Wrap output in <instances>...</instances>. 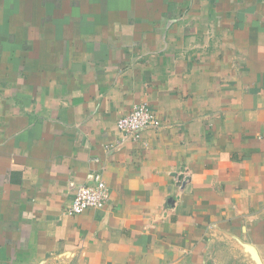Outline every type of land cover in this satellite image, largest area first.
Here are the masks:
<instances>
[{"label":"crops","instance_id":"crops-1","mask_svg":"<svg viewBox=\"0 0 264 264\" xmlns=\"http://www.w3.org/2000/svg\"><path fill=\"white\" fill-rule=\"evenodd\" d=\"M0 264H264V0H0Z\"/></svg>","mask_w":264,"mask_h":264},{"label":"built area","instance_id":"built-area-1","mask_svg":"<svg viewBox=\"0 0 264 264\" xmlns=\"http://www.w3.org/2000/svg\"><path fill=\"white\" fill-rule=\"evenodd\" d=\"M160 123L147 104L135 106L128 114L116 122L123 141H138L143 130L159 127ZM91 186H79L64 214L70 217L82 214L87 210H102L108 199V189L101 175L93 176Z\"/></svg>","mask_w":264,"mask_h":264}]
</instances>
